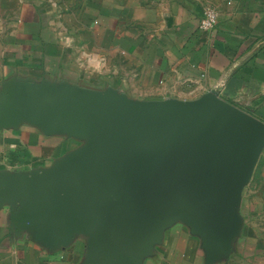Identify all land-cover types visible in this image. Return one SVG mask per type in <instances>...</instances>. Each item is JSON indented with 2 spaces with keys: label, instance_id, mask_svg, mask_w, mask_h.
I'll list each match as a JSON object with an SVG mask.
<instances>
[{
  "label": "water",
  "instance_id": "95a60500",
  "mask_svg": "<svg viewBox=\"0 0 264 264\" xmlns=\"http://www.w3.org/2000/svg\"><path fill=\"white\" fill-rule=\"evenodd\" d=\"M81 140L46 169L0 171V211L52 249L88 237L85 264H139L177 221L207 261L230 253L243 191L264 151V120L210 89L137 99L112 86L17 80L0 127L22 122Z\"/></svg>",
  "mask_w": 264,
  "mask_h": 264
},
{
  "label": "crops",
  "instance_id": "0c3cea01",
  "mask_svg": "<svg viewBox=\"0 0 264 264\" xmlns=\"http://www.w3.org/2000/svg\"><path fill=\"white\" fill-rule=\"evenodd\" d=\"M209 7L218 11L217 24L202 30ZM24 79L112 86L146 100L218 89L264 120V0H0V99ZM61 135L26 121L0 127V171L52 167L70 151L49 146ZM260 159L243 191V224L229 254L209 263L202 237L177 221L139 264H264ZM88 252L83 234L52 249L13 224L9 206L0 211V264H85Z\"/></svg>",
  "mask_w": 264,
  "mask_h": 264
},
{
  "label": "rangeland",
  "instance_id": "374dc122",
  "mask_svg": "<svg viewBox=\"0 0 264 264\" xmlns=\"http://www.w3.org/2000/svg\"><path fill=\"white\" fill-rule=\"evenodd\" d=\"M49 143H51V144H49V146L52 145L54 150L58 147V152L62 153L64 151L71 150V149L81 145L82 141L75 139V138H71L68 136L61 135V136H54V139H52L51 142H49ZM53 152L54 151H52V153ZM259 163L261 164L260 167L264 166V151L261 155V159H260Z\"/></svg>",
  "mask_w": 264,
  "mask_h": 264
},
{
  "label": "built area",
  "instance_id": "2783aa9c",
  "mask_svg": "<svg viewBox=\"0 0 264 264\" xmlns=\"http://www.w3.org/2000/svg\"><path fill=\"white\" fill-rule=\"evenodd\" d=\"M218 11L212 7L205 10L203 17L200 21V29L212 30L217 24Z\"/></svg>",
  "mask_w": 264,
  "mask_h": 264
}]
</instances>
